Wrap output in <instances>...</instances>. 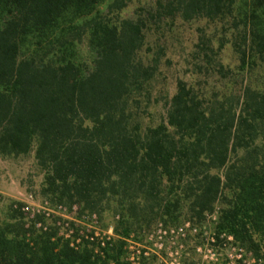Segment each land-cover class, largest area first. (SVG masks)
I'll use <instances>...</instances> for the list:
<instances>
[{"label":"trees","instance_id":"16d2710c","mask_svg":"<svg viewBox=\"0 0 264 264\" xmlns=\"http://www.w3.org/2000/svg\"><path fill=\"white\" fill-rule=\"evenodd\" d=\"M129 3L0 0V158L32 154L44 201L108 212L118 237L103 256L76 250L10 203L0 264H131L124 245L143 226L212 217L214 246L230 237L264 257V0H155L123 17ZM176 19L206 23L187 61L196 80L178 79L144 124L165 55L147 33Z\"/></svg>","mask_w":264,"mask_h":264},{"label":"rangeland","instance_id":"374dc122","mask_svg":"<svg viewBox=\"0 0 264 264\" xmlns=\"http://www.w3.org/2000/svg\"><path fill=\"white\" fill-rule=\"evenodd\" d=\"M155 0H130L129 6L122 12L123 17H132L136 12L148 8ZM206 26L205 22H182L181 20H164L151 25V31L147 33L150 44H158L164 49V57L160 68L159 77L154 84L155 96L159 103H154L148 109V115L143 120L144 124H156L163 114V97L167 92L173 94L175 82L178 79L186 81L196 80L190 76L187 61L198 43L197 28ZM225 64H234V57L226 49L222 55ZM162 92L159 94V92ZM160 95V96H159ZM43 182V172L36 165L33 155L18 158H0V215L10 203L22 204V214L27 227L36 216H41L44 227L52 226L59 233L55 222L66 220L65 216L57 213L56 207L40 196V187ZM46 212L50 214L44 216ZM70 222L75 221V229L86 232L89 220L85 213H80L78 208L66 213ZM115 218L110 213H104L101 218L96 216L94 229L102 238L111 237L117 240L114 233ZM215 218H208L202 224L191 225L185 223L181 226H165L163 223H154L149 227L143 226L135 236L126 240L124 245L125 258L134 257L131 264H226L228 255L232 254L231 248L227 250L216 248L215 254L207 251ZM61 232V231H60ZM214 254V253H213ZM138 257L136 260L135 258ZM244 259L249 264H264V257L257 261L252 254L246 253Z\"/></svg>","mask_w":264,"mask_h":264},{"label":"built area","instance_id":"2783aa9c","mask_svg":"<svg viewBox=\"0 0 264 264\" xmlns=\"http://www.w3.org/2000/svg\"><path fill=\"white\" fill-rule=\"evenodd\" d=\"M74 209V208H73ZM55 210L57 211V213H60V215L62 214L63 216H65L66 220L59 222V220H57L55 222V226L58 227L59 229V233H57V235L59 237H62L63 239L69 240L70 241V246L76 250L80 249L82 247V245L84 244H88L89 246H91L92 244L95 245L94 247V254L99 255V256H103V249L106 248L107 244L110 243L111 237H107V238H102L99 235H97L96 233L91 234V230L94 229V225H95V221H96V215H89L87 213H85L86 215V219L89 220L90 224L87 225V230L86 232H84L83 230H78L75 229V221L70 222L69 218L67 217L66 213H71V211H68L66 208L63 207H56ZM44 216L46 215V217H48L50 214L43 212ZM37 227H40V225L38 224ZM44 229H46V227H43ZM61 231V232H60ZM215 243L214 239L211 237L210 238V243L208 244L207 247V251L209 253H212V255H216L215 254V249L216 248H220V249H225L227 250L225 247L227 245H229V248H231L232 250V254H229L228 257V262L226 264H249L247 260L244 259V255H246V252L238 247L235 246L233 244L232 238L228 237L226 238V241L222 244V245H216L214 246L213 244ZM214 253V254H213ZM136 260L138 259V257L135 258ZM128 260L131 263H134V257H129Z\"/></svg>","mask_w":264,"mask_h":264}]
</instances>
